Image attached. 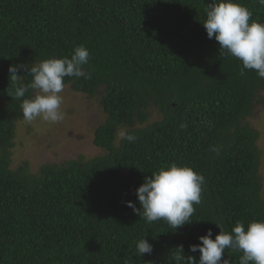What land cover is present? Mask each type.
Masks as SVG:
<instances>
[{"label": "trees", "instance_id": "trees-1", "mask_svg": "<svg viewBox=\"0 0 264 264\" xmlns=\"http://www.w3.org/2000/svg\"><path fill=\"white\" fill-rule=\"evenodd\" d=\"M208 2L0 0V264H177L180 246L198 262L189 246L209 229L215 239L216 224L230 232L237 221L264 219L259 136L248 123L264 79L255 70L241 76V62L208 39ZM236 2L264 23L258 0ZM80 45L90 52L91 78L65 83L99 97L105 122L94 146L104 154L36 174L28 163L14 170L11 150L24 118L9 67L70 58ZM18 75L31 82L26 71ZM153 113L159 120L151 122ZM173 163L206 179L192 224L177 230L146 223L126 203L139 208L135 193L145 177ZM144 236L153 252L140 258L136 241ZM240 255L228 249L224 258L239 264Z\"/></svg>", "mask_w": 264, "mask_h": 264}, {"label": "clouds", "instance_id": "clouds-1", "mask_svg": "<svg viewBox=\"0 0 264 264\" xmlns=\"http://www.w3.org/2000/svg\"><path fill=\"white\" fill-rule=\"evenodd\" d=\"M258 3L264 6V0H258ZM205 13L202 25L208 39L218 42L220 54L241 62V76L246 70H255L258 77L264 79V23L252 19V12L236 0H209ZM90 58L89 50L80 45L74 48L70 58H49L31 65L10 66V81L14 85L11 97L22 100L23 118L28 122L41 118L53 124L63 121L65 78L90 79V73L85 71ZM20 70L30 74V83H23L25 76L18 75ZM30 90L34 94L26 98ZM126 139L133 142L136 137L127 135ZM212 151L219 155L221 148L215 147ZM205 185L203 174L173 163L145 177L135 193L139 208L133 202L126 203L146 223L163 220L177 230L192 224L195 205L202 202ZM216 225L220 233L215 239H212L213 232L209 229L206 235L198 238L201 243L189 246L191 253L201 254L199 261L194 256H186L183 246H180L175 256L177 264H233L229 256L224 258L228 249L242 253L239 264H264V219L253 220L247 225L237 221L230 232L225 231L221 224ZM146 236L136 241L137 257L143 258L153 252Z\"/></svg>", "mask_w": 264, "mask_h": 264}, {"label": "rangeland", "instance_id": "rangeland-1", "mask_svg": "<svg viewBox=\"0 0 264 264\" xmlns=\"http://www.w3.org/2000/svg\"><path fill=\"white\" fill-rule=\"evenodd\" d=\"M62 95V110L65 113L63 121L53 124L37 118L31 122L24 119L17 123L15 147L11 150L14 170L28 163L36 174L45 165H62L81 157L89 160L104 154L94 146L95 130L105 122L99 97L90 98L77 94L68 86ZM157 120L159 117L153 113L151 122ZM248 123L259 136V178L264 199V91L260 95V104ZM122 134L124 133L119 135L118 141Z\"/></svg>", "mask_w": 264, "mask_h": 264}]
</instances>
